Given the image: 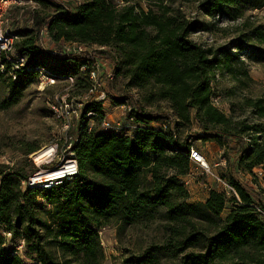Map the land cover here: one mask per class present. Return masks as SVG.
Listing matches in <instances>:
<instances>
[{
  "label": "trees",
  "instance_id": "16d2710c",
  "mask_svg": "<svg viewBox=\"0 0 264 264\" xmlns=\"http://www.w3.org/2000/svg\"><path fill=\"white\" fill-rule=\"evenodd\" d=\"M31 1L55 10H32L30 27L10 30L17 37L14 56L24 61L16 69L12 60L1 58L0 80L9 94L0 100L1 110L19 103L25 89L39 82L41 68L56 80L73 77V93L83 83L75 93L83 94L90 85V62L102 58L109 61L113 77H125L126 86L141 93L143 103L167 101L172 115L150 116L135 102L126 117L133 118L136 128L123 134L88 130V112L100 121L105 115L102 102L85 103L71 144L77 175L49 188L22 186L37 170L30 161L29 169L0 164V264H103L100 230L156 218L165 222L164 239L130 256L131 264H264V187L254 188L238 176L239 171L264 170V96L243 98L255 121L233 120L212 104L216 71L227 74L236 88L251 80L241 59L251 37L203 46L190 37L203 26L182 9L162 4L144 9L131 0L120 5L115 0H72V6ZM195 1L212 17L244 2L264 7V0ZM42 30L54 49L43 47ZM253 36L264 42L260 26ZM71 42L90 50H68ZM255 52V58L263 55L261 47ZM119 100L125 103L127 97ZM196 124L197 133H191ZM182 129L189 134L181 141ZM223 137L236 141L229 148ZM192 138L216 141L222 148L226 171L218 176L238 198L210 188L203 201L188 202L182 177L192 169ZM38 149L30 145L23 154ZM16 244L27 261L14 252Z\"/></svg>",
  "mask_w": 264,
  "mask_h": 264
},
{
  "label": "rangeland",
  "instance_id": "374dc122",
  "mask_svg": "<svg viewBox=\"0 0 264 264\" xmlns=\"http://www.w3.org/2000/svg\"><path fill=\"white\" fill-rule=\"evenodd\" d=\"M56 1L62 6H72V0ZM115 1L119 5L123 3V0ZM131 1L139 3L138 5L144 9H147V6L150 5L158 8L157 4L182 9L191 20L197 21L203 26L201 30L190 35L194 41L203 46L219 47L229 45L232 41L244 37L243 34H246L247 37H251V39L247 41L250 48L241 56V59L245 62V68L251 80L244 87L236 88L235 82H233L227 74L222 75L216 71L212 87L215 93L214 96L217 97V104H215V106L226 115H231L233 120L248 118L250 121H255V118L249 114L248 109L242 105V101L245 97L254 99L264 96V42H259L258 40L260 39L253 36L254 29L257 26H260L264 33V7L252 8V2H244L235 7H230L228 14L215 15L212 17L202 13L198 9V3L195 0ZM1 7L2 11H0L2 16H0V20L2 22L0 26L3 29L8 28V30L30 27V15H32V10L39 9L43 12L55 10V7L51 5L42 7L35 2H26V0H22L21 2L10 0L2 3ZM41 41L45 49L50 50L51 48H55L45 32L41 33ZM61 45L64 47L66 43H61ZM66 46H69V44L67 43ZM256 47H261L263 49V55L257 54L259 58H255L256 56L252 54L256 53ZM249 54L253 56L249 58ZM100 61L101 64L98 69V74L99 77L102 78L101 88L108 94V98L104 103V109L106 113L110 114L114 112L116 115L113 118H106L108 121H125L128 107H131L135 102L143 106L144 113L150 116L172 115V110L167 101L157 100L150 104L143 103L141 93L135 88L126 86L125 77L123 78L122 76L115 75V77L108 79L107 74L111 72V65L109 61L104 59ZM66 64L70 66L71 63L67 62ZM76 75V78L80 79V75ZM83 86V83H79L78 89L73 93V88L67 91L68 83L63 79L55 80L54 83L45 84V78H40L39 82L31 84L25 89L19 103L7 109H0V164L3 163L10 167L22 165L29 169V163L31 162V165L37 167L33 159V153L25 155L23 154V150L30 145H34L39 146V149L36 150L37 152L44 147L54 145L56 141L59 142V149H57L58 155L52 162L43 164L41 167H43L42 169H47L59 164L67 143H63V119L61 116L56 115L51 106L57 105L60 101V97L64 95V93H69V97L77 96L75 93H79V90L81 92ZM230 91L232 94H229ZM8 96L5 80L2 79L0 80V100ZM124 97H127L128 102L123 108L119 104V99ZM72 119L70 133L74 136L80 125V119L78 120L74 116ZM100 122V120L90 117H87L85 121L86 125H92L94 129H99ZM159 122L158 120V123ZM154 123L157 122H153L152 124ZM196 127L198 129L197 124L193 128L194 130H191V133L195 132ZM187 134H189V131H183L182 129L179 133L180 140H184ZM223 139L225 143L227 141L230 143L229 148L232 147L234 141H236L233 138L226 140V138L223 137ZM191 142L193 143L194 149L204 156L211 172L216 175L224 172L226 164L222 159V148L216 141L192 138ZM228 154L230 158L233 156V152L230 150ZM220 160H222L223 163H220ZM191 168L187 177L182 178L188 191V202L203 201L210 187H215L220 190L223 189L222 184L216 180L215 176L205 172L199 165L192 163ZM258 169L259 167L253 169V174L239 171V179L246 184L253 185L252 187L254 188L258 185L264 187V170L260 168L261 173L255 176L254 171H258ZM226 211L227 209L222 214V217L225 215ZM164 224L165 222L163 223L160 218H156L148 223H137L124 228H118L116 226L104 227L99 232L104 253L103 264H131L129 261L130 256L143 251L151 243L162 242L165 237L163 229ZM5 235L8 236L6 233ZM11 246L14 245L10 244L9 247ZM15 246L17 250L14 252L19 254L22 259H25L22 256L19 244Z\"/></svg>",
  "mask_w": 264,
  "mask_h": 264
},
{
  "label": "built area",
  "instance_id": "2783aa9c",
  "mask_svg": "<svg viewBox=\"0 0 264 264\" xmlns=\"http://www.w3.org/2000/svg\"><path fill=\"white\" fill-rule=\"evenodd\" d=\"M8 1L10 0H0V10L1 11H2L1 4L8 2ZM13 1L21 2L22 0H13ZM26 2L33 3V1L31 0H26ZM1 11H0V16H2ZM1 22L2 21L0 20V23ZM43 32L45 31L42 30L41 33ZM16 38L17 37L15 35L10 33V30H8V28L3 29L0 26V62H1L2 56H4L5 60L6 59L7 61L12 60L13 68L18 69L19 66L23 64L24 58L14 56L13 42ZM68 44L69 46H66V48L73 52L90 50V47L84 44L81 45V43H78V42H71ZM100 60L102 59L99 58V59L92 60L90 62V68H89V73H88L90 85L88 86L86 91H84L83 94L69 97V93H64V95L60 97V101L58 102V104L51 106L52 110L56 113V115L61 116L63 119V125H62V129L64 130V135H63L64 142L63 143H67L65 145V149L63 150L64 154L62 155L59 164H57L56 166L52 168H47V169H42L43 167H41V165L43 166V164H49L50 162H52V160H54L56 156L58 155L57 149H59L58 148L59 142L56 141L54 145L50 146L52 150L49 155L45 156L43 160L39 163H36L34 161L38 168L36 167L37 170L32 175H30L27 180H23L21 182L23 187L30 186L32 188L33 186H41L43 188H49L50 186L54 184L60 183L64 179H70L74 175H77L78 165L74 157V153L71 150V144L75 141V135L73 136V134L70 133V127L72 126L73 116L76 117L78 120L81 118L82 109L85 103L90 102V101H100L103 104L108 98L107 97L108 94L106 93V91H104V89L101 88L102 78H100L98 74V69L101 64ZM40 72H41L40 78L41 79L45 78V84L55 82L56 79L48 71L41 68ZM107 76H108L107 77L108 79L113 78L112 69H111V72H108ZM63 80L66 83H68L67 91H70L73 88L74 78L71 76H68L64 78ZM125 104H127V101H125V103L120 104V106L124 108ZM212 104L213 105L217 104V97H212ZM127 110H130V107H128ZM91 115H92L91 112H88L86 114L87 117H90ZM132 128H136L135 124H133L132 117L130 118L126 117L125 121H117V122H111V121H108L106 118H104L102 119L99 125V130L101 131H108V132H115V133H122V134L123 132L128 131ZM87 129L88 130L92 129V125H88ZM48 147L49 146L44 147V148H48ZM190 159L192 163H195V165L196 164L199 165L205 172H208L211 175H214L216 180H218L219 183L222 184L223 186V189L221 191H223L228 197L231 195H234L238 198L235 190L226 181L221 179L215 173L211 172L210 167L208 163L206 162L204 156L199 151L195 150L194 147L190 149ZM54 172H60L59 176H56L52 179H47V178L44 179V177H42L46 174L54 173ZM254 173L255 175L260 174L261 173L260 168L258 169V171H254Z\"/></svg>",
  "mask_w": 264,
  "mask_h": 264
},
{
  "label": "bare ground",
  "instance_id": "6f19581e",
  "mask_svg": "<svg viewBox=\"0 0 264 264\" xmlns=\"http://www.w3.org/2000/svg\"><path fill=\"white\" fill-rule=\"evenodd\" d=\"M51 150L52 149L50 147H48V148H43V149H41V150H39L37 152L35 151L33 153V159H34V161L36 163L41 162L45 156H47V155L50 154ZM59 173L60 172L49 173V174H46V175H44L42 177H44V179H46V178L47 179H52V178H54L56 176H59Z\"/></svg>",
  "mask_w": 264,
  "mask_h": 264
},
{
  "label": "crops",
  "instance_id": "0c3cea01",
  "mask_svg": "<svg viewBox=\"0 0 264 264\" xmlns=\"http://www.w3.org/2000/svg\"><path fill=\"white\" fill-rule=\"evenodd\" d=\"M105 103V102H104ZM102 104V106H103V112H104V115H105V117L104 118H113L114 116H116L115 114H114V112H111L110 114H108V113H106V111H105V109H104V106H105V104ZM123 118V117H122ZM122 120V119H121ZM223 159V158H222ZM223 161H224V159H223ZM223 161L222 160H220V163H223ZM191 170V169H190ZM185 177H187V174L186 175H184L182 178H185ZM210 188H215V187H210ZM217 189V188H216ZM218 190H220V189H218ZM207 195H208V191H207V193H206V195H205V198L207 197Z\"/></svg>",
  "mask_w": 264,
  "mask_h": 264
}]
</instances>
